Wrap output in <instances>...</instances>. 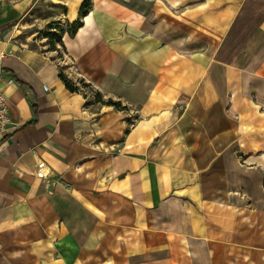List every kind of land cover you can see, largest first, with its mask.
I'll return each mask as SVG.
<instances>
[{
    "label": "crops",
    "instance_id": "crops-1",
    "mask_svg": "<svg viewBox=\"0 0 264 264\" xmlns=\"http://www.w3.org/2000/svg\"><path fill=\"white\" fill-rule=\"evenodd\" d=\"M38 1L0 0V264H264V0H53L61 64L4 36Z\"/></svg>",
    "mask_w": 264,
    "mask_h": 264
},
{
    "label": "rangeland",
    "instance_id": "rangeland-1",
    "mask_svg": "<svg viewBox=\"0 0 264 264\" xmlns=\"http://www.w3.org/2000/svg\"><path fill=\"white\" fill-rule=\"evenodd\" d=\"M17 1V0H11ZM53 0H39L38 3L31 7L26 14V20L19 25H16L12 32L8 31L4 36L10 34L9 40L13 47L20 49H35L40 50L47 56L49 49L57 47L58 62L64 61V48L61 43L62 34L71 31V25H66L64 22L58 20L62 18L66 12L63 5L52 2ZM61 66V65H60ZM61 72L69 79L65 69L61 67ZM81 86L96 95V90L86 83L77 85Z\"/></svg>",
    "mask_w": 264,
    "mask_h": 264
},
{
    "label": "trees",
    "instance_id": "trees-1",
    "mask_svg": "<svg viewBox=\"0 0 264 264\" xmlns=\"http://www.w3.org/2000/svg\"><path fill=\"white\" fill-rule=\"evenodd\" d=\"M91 4V1L90 0H84L83 4H82V8H81V11H85L89 8ZM82 25L81 21L78 20V21H75L73 24H71V31H70V34H74L76 32V30ZM0 70H3L5 72H10V69L8 68H4V67H1L0 66ZM60 77L61 79L64 81L66 87L71 90V91H76L78 89L77 86L74 85V83L68 79L63 72L60 73ZM87 85V84H86ZM106 104L108 105H113L115 106L116 108L118 109H121V110H124V109H127L126 106H122L121 102L120 101H116V100H113V99H109L107 101H104ZM35 107V105H34Z\"/></svg>",
    "mask_w": 264,
    "mask_h": 264
},
{
    "label": "built area",
    "instance_id": "built-area-1",
    "mask_svg": "<svg viewBox=\"0 0 264 264\" xmlns=\"http://www.w3.org/2000/svg\"><path fill=\"white\" fill-rule=\"evenodd\" d=\"M4 56V54H2ZM11 118L9 114V107L7 104L6 94L0 90V141L6 138L9 132ZM45 162L41 161L39 167H44ZM51 182L48 183L50 185Z\"/></svg>",
    "mask_w": 264,
    "mask_h": 264
}]
</instances>
